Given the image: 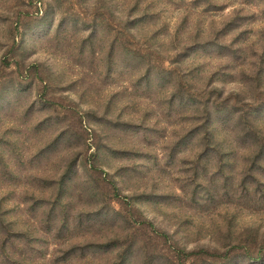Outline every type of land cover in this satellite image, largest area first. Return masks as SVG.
<instances>
[{"label": "rangeland", "instance_id": "obj_1", "mask_svg": "<svg viewBox=\"0 0 264 264\" xmlns=\"http://www.w3.org/2000/svg\"><path fill=\"white\" fill-rule=\"evenodd\" d=\"M0 264H264V0H0Z\"/></svg>", "mask_w": 264, "mask_h": 264}]
</instances>
